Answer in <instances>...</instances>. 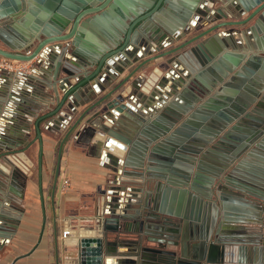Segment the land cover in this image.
<instances>
[{"label":"water","instance_id":"water-1","mask_svg":"<svg viewBox=\"0 0 264 264\" xmlns=\"http://www.w3.org/2000/svg\"><path fill=\"white\" fill-rule=\"evenodd\" d=\"M26 4L36 6L40 11L30 6L26 10ZM163 4L167 9L161 6ZM20 10L23 11L22 21L17 23L12 18ZM263 20L264 0H0V57L20 62L35 59L34 67L46 59L47 65L53 68V81L60 72L64 74L60 82V88L65 89L64 98L58 103L60 107L66 100H69L67 107L71 113L76 112L78 106H85L60 141L52 181L53 194L58 181L61 150L67 137L74 131L80 135L90 130L99 116L101 127L96 129L98 135L109 130L110 126L103 124L104 118L97 108L102 106L101 110L109 112L114 108L119 111L126 108L132 112L129 105L121 104L124 101L121 93L129 86L130 94L140 83L150 81L154 65L162 62L171 64L184 57L196 59L198 56L195 62H191L193 66H204L209 62L208 67L221 81L227 73H233L227 61L236 65L240 56L224 53L222 58L212 62L201 49L205 48L214 57L215 51L209 50L213 40H220L221 49L228 45L227 39L235 47L232 36L260 29ZM117 29L122 32L125 29L123 36L117 35ZM135 30L139 37L132 42ZM143 31H152V36L142 38L140 33ZM149 42L156 47L153 49ZM102 44L109 47L107 53L98 50L99 47L104 48ZM66 50H70L71 57L64 56ZM63 59L66 61L64 64ZM79 64H94L95 67L71 85L70 79L80 72ZM102 71L104 73L100 75ZM141 71H146L142 77L138 75ZM97 76L94 86L104 93L96 99L88 94L79 97L77 90ZM235 76L232 79L237 80L238 74ZM250 77L256 87L263 86L264 81L257 70H252ZM196 79L190 83L205 94L202 86L205 84ZM170 89L174 91L177 86L171 84ZM92 93H95L93 86ZM227 100L231 99L227 97ZM235 102L238 103L237 111L233 116L222 112L218 122L208 123L204 116L198 117L193 113L182 121L180 129L170 134L167 132L182 118L185 109L175 103L168 105L165 109L167 120L159 117L158 123L150 124L153 132L148 133V139L140 145L142 151L138 158L140 163L143 155L147 154V161L158 164L151 167L153 172L146 177V181L155 182L156 192L144 200L135 201L132 199L137 195L130 196L133 197L127 201L132 206L130 214L109 209L101 219L97 218V229L101 230L98 236L64 239V264H262L261 250L256 246L259 237L246 238L241 234L246 226L259 228L262 223L259 208L264 210V138H261L264 116L245 113L243 119L235 122L234 133L226 134V138L217 137L238 113L248 109L247 102L238 99ZM193 118L198 121L193 123ZM35 127L37 139L41 140L38 123ZM178 131L183 132L181 139L176 136ZM127 134L131 136L132 133ZM124 140L129 142V138ZM135 142L137 144V140ZM151 142L153 147L148 148ZM206 147L207 151L202 150ZM12 154L14 152L3 150L0 145V158ZM195 162H198L197 166ZM204 166L208 167L205 175L199 172ZM125 175L136 176L137 173L127 172ZM162 181H165L166 188L175 187L173 192L179 190L188 195L189 207L182 216L175 213L179 217L178 222L170 219L174 214L168 207L166 193L161 197L159 192ZM11 184H14L12 180ZM212 188L215 198L216 191L220 192L219 200L231 194L246 201L244 209L238 213L229 214L222 206L217 207L221 224L216 229L206 220L207 212H214L208 193ZM197 192L205 195L203 201ZM3 198L8 199L9 195ZM204 201L205 208L202 207ZM201 214H204L202 218ZM137 220L142 228H136V224L132 227L131 222L137 223ZM145 221L158 223H147L143 228ZM109 233L114 234L112 239H109ZM210 236L212 241L222 246L215 255L203 253ZM192 240L196 244L192 257L188 258L187 243ZM62 257L55 237L56 264Z\"/></svg>","mask_w":264,"mask_h":264},{"label":"crops","instance_id":"crops-1","mask_svg":"<svg viewBox=\"0 0 264 264\" xmlns=\"http://www.w3.org/2000/svg\"><path fill=\"white\" fill-rule=\"evenodd\" d=\"M27 6L40 11L36 6L28 4L26 10ZM22 12L21 10L15 12L12 20L21 23ZM136 30L132 35V42L139 37ZM115 32L123 36L120 29ZM140 35L148 39L152 36V31H143ZM219 41L215 39L209 46V50L215 51L214 57L210 56L205 48L201 49L209 61L214 62L222 58L224 53L240 56L236 65L227 61V64L232 66L233 73H227L221 81L208 67L209 62L204 66H193L191 62H195L198 56L196 59L184 57V61L154 65L155 69L150 81L140 83L139 87L130 94H128L131 89L129 86L121 93L124 97L121 104L129 105L132 112L126 108L121 111L114 108L111 113L108 110H101L102 106L97 108L104 118L103 124L110 128L102 135H98L96 129L101 127L99 116L93 121L90 130H85L80 135L75 134L74 131L67 137L61 150L54 194L52 181L60 141L85 106H78L76 112L71 113L67 107L69 100H66L60 107L58 103L64 98L65 90L61 89L60 82L64 74L60 72L59 77L53 81V68L47 65L46 59L38 67H34L35 59L27 62L11 61V69L0 71V145L3 146V150L14 152L6 158H0V230H2L0 264H56L55 237L62 257L64 239L98 236L101 230L97 229V218L101 219L109 209L115 213L130 214L132 206L127 202L133 198L130 196L137 195L132 199L135 201L151 197L156 192L155 182L146 181V177L153 172L151 167H157L158 164L147 161V154L143 155L140 163L138 162L142 151L140 145L148 139V133L153 132L150 124L154 121L158 123L159 117L167 120L165 109L171 103L185 110L182 118L174 123L168 134L180 129L182 121L193 113L198 117L204 116L208 123L218 122L217 118L222 112L233 116L232 114L237 111L235 110L237 99L247 102L248 109L243 113L237 112L238 116L234 117L217 137L226 138V134L234 133L235 122L243 119L245 113L264 116V84L258 88L250 79L252 70H257L260 79L264 81V20L260 29L248 30L246 33L243 31V34L237 33L236 36H232V41L236 43L235 47H232L231 41L227 39L228 45L221 49ZM149 43L153 49L156 47V44ZM89 45L92 46V42L89 41ZM102 45L104 48L99 47L98 50L102 52L109 50L105 44ZM172 46H167L165 49ZM95 47L98 48V45ZM31 50L32 47L28 52ZM69 51L66 50L64 56L71 57ZM199 55L202 57L201 54ZM3 60L0 57V62ZM65 62L63 59L62 63ZM79 65L80 72L70 79L71 85H74L79 77L91 73L95 67L94 64ZM144 72L146 71H141L138 75L142 77ZM103 73L104 71L100 75ZM237 74L239 76L237 80L232 79ZM99 76L77 90L79 97L88 94L96 99L104 93L94 86ZM196 78L205 84L202 85L205 94L190 83ZM161 83L163 85H160ZM171 84H175L177 89L171 90ZM92 86L95 93H92ZM227 97L231 100H227ZM191 120L193 123L198 121L197 118ZM36 123L41 140L37 139ZM124 130L132 133L131 136ZM126 134L130 137H126ZM182 135L183 132L178 131L176 136L181 139ZM123 137L129 138V142ZM261 138H264V132ZM136 140L137 144H134ZM147 147H153L152 142ZM207 148L202 150L207 151ZM126 159L127 164H125ZM195 159H198V156H195ZM197 163L195 162L196 166ZM203 168L199 172L205 175L208 167ZM127 172H134L137 175H125ZM11 180L14 184H11ZM65 180L68 181L66 186L63 185ZM169 187L166 188L165 181H162L159 192L161 197L166 193L168 207L174 214L170 219L178 222L179 217L175 213L178 212L182 216L189 207L188 195L179 190L173 192L172 189L176 188ZM208 193L214 212L211 214L210 211L207 212L206 220L213 229L221 224L220 215L216 213L217 207L219 209L222 206L229 214L238 213L245 207L246 201L242 198L227 194L223 200H219L220 192L216 191L215 198L213 188ZM5 195H9V198H3ZM197 195L203 201L205 195L198 192ZM202 205L204 207L205 201ZM259 209L262 219L260 227L246 226L245 232L241 235L246 238L259 237L256 246L261 250L260 259L264 264V210ZM202 216L204 214H201V218ZM131 223H133L132 227L136 224V228H142L140 224L138 225L139 220L137 223ZM147 223H158V221H145L143 228ZM66 231L67 234L64 236L63 233ZM113 235L109 233V239H112ZM211 238L212 236L204 245L203 253L215 255L216 252L221 251L222 246ZM195 244L196 241L193 240L187 243L188 258L192 257ZM175 248L179 250V247ZM60 259L59 264H64L63 257ZM112 259L114 260L115 257Z\"/></svg>","mask_w":264,"mask_h":264},{"label":"built area","instance_id":"built-area-1","mask_svg":"<svg viewBox=\"0 0 264 264\" xmlns=\"http://www.w3.org/2000/svg\"><path fill=\"white\" fill-rule=\"evenodd\" d=\"M4 60L0 62V70H7V69H11L12 68V65H11V61H15V60H9V59H5L3 58ZM68 184V181L65 180L63 182V185L66 186ZM67 234V231L63 233L64 236H66Z\"/></svg>","mask_w":264,"mask_h":264},{"label":"flooded vegetation","instance_id":"flooded-vegetation-1","mask_svg":"<svg viewBox=\"0 0 264 264\" xmlns=\"http://www.w3.org/2000/svg\"><path fill=\"white\" fill-rule=\"evenodd\" d=\"M161 6H163V7H167V5H166V4H163V5H161Z\"/></svg>","mask_w":264,"mask_h":264}]
</instances>
